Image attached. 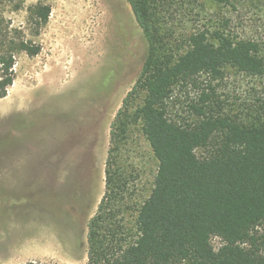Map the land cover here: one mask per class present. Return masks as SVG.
I'll return each mask as SVG.
<instances>
[{
    "label": "rangeland",
    "instance_id": "rangeland-1",
    "mask_svg": "<svg viewBox=\"0 0 264 264\" xmlns=\"http://www.w3.org/2000/svg\"><path fill=\"white\" fill-rule=\"evenodd\" d=\"M180 1V3L178 2ZM0 0L3 28L40 46L16 55L14 81L0 98V264H86L87 225L105 191L110 133L148 54L129 0ZM49 6L38 29L29 7ZM181 29L264 44V0H175ZM237 104L264 96V78L234 71L217 84ZM250 93V94H249ZM249 94V95H248ZM139 104V99L130 107ZM123 165L129 203L150 195L157 161L139 126ZM133 230L136 213L126 214ZM215 249L218 238L212 239Z\"/></svg>",
    "mask_w": 264,
    "mask_h": 264
},
{
    "label": "trees",
    "instance_id": "trees-1",
    "mask_svg": "<svg viewBox=\"0 0 264 264\" xmlns=\"http://www.w3.org/2000/svg\"><path fill=\"white\" fill-rule=\"evenodd\" d=\"M16 1L4 0L17 10ZM129 3L148 54L110 133L105 191L87 225L86 264H264V96L230 104L217 88L229 71L264 78V44L183 33L175 0ZM49 14V6L29 7L35 35ZM1 20L4 98L16 55L35 57L40 46L10 37ZM132 126L140 127L157 168L150 195L130 204L123 155ZM130 211L133 230L125 219Z\"/></svg>",
    "mask_w": 264,
    "mask_h": 264
}]
</instances>
